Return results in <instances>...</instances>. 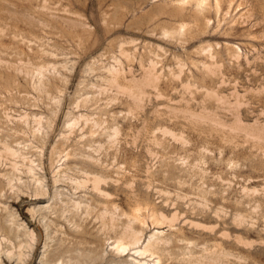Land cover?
<instances>
[{"label": "rangeland", "instance_id": "1", "mask_svg": "<svg viewBox=\"0 0 264 264\" xmlns=\"http://www.w3.org/2000/svg\"><path fill=\"white\" fill-rule=\"evenodd\" d=\"M180 1L0 0V142L14 149L25 148V158L38 166L35 173L50 195L46 199L33 196L35 185L25 169L28 159L20 166L23 184L18 186L26 193L14 188L12 194L0 184V222L7 221V226L15 228L10 225L11 212L13 221L21 225L19 233L34 229L38 234L33 249H24V264H54L46 263L48 257L66 248L63 256H94L97 264L130 262V257L111 256L110 245L120 231L119 222L116 230L105 228L109 223L102 226L93 212L84 222L77 218L72 221L70 233L63 218L54 222L55 226L50 223L58 212L56 200L51 199L55 190L76 201L82 198L87 204L113 202L126 213L138 198L139 209L144 210L138 214L145 226H134L142 230L143 240L158 231L165 236L177 235L182 241L171 242L168 251L180 264H188L181 261L187 256L183 248L187 241L199 244L197 251L206 244H216L209 231L190 227L191 221L214 227V231L227 221L226 227L219 229L217 241L226 231L228 240L238 245L234 238L240 235L250 247L239 244L238 249L231 250L233 255L244 258L242 264H264V0H218L216 11V0H206V9L199 14L194 0H188L185 6H180ZM183 24V32L172 34ZM150 61H156L152 71L156 74L151 75L153 79H142V69L148 68ZM40 67L45 70L42 78L37 75L41 71H35ZM107 67L122 72L117 79L119 88L104 78L108 77ZM135 85L143 89L141 92L138 88L140 95L135 94ZM129 86L133 94L126 89ZM83 116L88 124L79 118ZM39 120L41 125L36 124ZM73 121L76 125L70 128ZM110 135L114 142L108 139ZM3 154L0 147V171L8 173L14 159L5 155L6 160ZM83 167L96 170V175L105 180L100 187L110 198L93 191L90 182L78 190L68 182V187L52 184L54 172L60 168V174L68 173L77 181L85 179L79 171ZM49 206L51 211L47 210ZM235 208L244 216V223L237 229L232 219ZM30 209L35 210L34 219L26 211ZM150 209L162 211L168 218L176 211L180 219L176 216L172 228L167 224L157 227L152 224ZM215 209L220 210L217 217L222 220L212 212ZM45 215L47 221L42 219ZM45 224L51 226L47 230L50 238ZM81 231L86 241L79 245L76 236ZM20 239L26 241L27 237ZM5 255L1 254L3 264L17 263ZM234 256L231 262L237 260H231ZM162 264L176 263L163 260Z\"/></svg>", "mask_w": 264, "mask_h": 264}, {"label": "bare ground", "instance_id": "2", "mask_svg": "<svg viewBox=\"0 0 264 264\" xmlns=\"http://www.w3.org/2000/svg\"><path fill=\"white\" fill-rule=\"evenodd\" d=\"M2 1V0H1ZM188 0H181L180 2V6L182 5V4H184V6H185V3L187 4V3H189V1L187 2ZM195 2H196V6H197V9L195 10V12H198V13H196V14H199V13H201L204 9H206V7H205V5L207 4V2H206V0H194ZM215 1V0H214ZM178 2V1H177ZM191 2V1H190ZM228 4H230V3H228ZM166 6V5H165ZM179 6V7H180ZM183 6V5H182ZM207 6V5H206ZM215 6H216V8L214 9L215 11H216V9L217 10H219V2H218V0H216L215 1ZM230 7V6H229ZM162 8V7H161ZM9 10V9H8ZM183 11V10H182ZM14 12V11H13ZM194 12V11H193ZM194 12V13H195ZM19 13V12H18ZM182 13H184V12H182ZM181 13V14H182ZM23 14V13H22ZM14 15V14H13ZM226 15V14H225ZM18 16V15H17ZM23 16H26V15H23ZM201 16V15H200ZM22 17V16H21ZM195 17H197V16H195ZM11 18V17H10ZM23 18V17H22ZM32 18V17H31ZM31 20V19H30ZM33 20V19H32ZM27 22V21H26ZM29 22H31V21H29ZM208 22V21H207ZM19 23V22H18ZM33 23V22H32ZM71 23V22H70ZM75 23V22H74ZM39 24V23H38ZM72 24V23H71ZM75 26V25H74ZM178 26V25H177ZM192 26H194V25H192ZM78 27V26H77ZM7 28V27H6ZM203 28V27H202ZM176 30V29H175ZM183 30H184V24L183 25H179V30H176V33L175 32H172V34L174 33V34H177V32L179 31L180 33L181 32H183ZM1 31V30H0ZM163 31H164V29H163ZM174 31V30H173ZM216 31V30H215ZM2 32V31H1ZM167 31H165L164 33H166ZM163 33V35H167V34H164ZM179 33V34H180ZM187 33V32H186ZM2 34V33H1ZM171 34V32H169V34L168 35H170ZM171 34V35H172ZM178 34V35H179ZM183 34V33H182ZM167 35V36H168ZM165 37V36H164ZM16 39V38H15ZM20 39V38H19ZM35 39V38H34ZM13 40H14V38H13ZM123 43V42H122ZM29 50V49H28ZM123 51V50H122ZM237 51V50H236ZM235 51V52H236ZM13 52V51H12ZM126 52V51H125ZM124 52V53H125ZM122 54H123V52H121ZM210 53V52H209ZM127 54V53H126ZM200 54V53H199ZM46 55V54H45ZM122 56V55H121ZM233 56V55H232ZM21 57V56H20ZM126 58H127V56H125ZM124 57V58H125ZM211 58V57H210ZM230 58H231V56H230ZM234 58H237V56L236 57H234ZM128 59H130V58H128ZM127 59V60H128ZM213 59V58H212ZM126 60V59H125ZM149 60V59H148ZM236 60V59H235ZM129 61V60H128ZM115 62V61H114ZM6 63V62H5ZM131 63H132V61H131ZM180 63V62H179ZM20 64V63H19ZM29 64V63H28ZM117 64V63H116ZM149 65H148V68H146V69H142V70H145V73H144V76H143V78L142 79H153L152 78V76H154L153 74H156V73H152V71L154 72V68H155V66H156V61H155V63L153 62V61H150L149 63H148ZM5 65V64H4ZM21 65V64H20ZM27 65V64H26ZM119 65V64H118ZM143 65V64H142ZM192 65V64H191ZM182 66V65H181ZM43 67V66H42ZM42 67H40V68H38L37 70H35L36 72H38V71H41V73H38L37 75H41V78L43 77V75H44V73H42V72H44L45 70H44V68H42ZM122 67V66H121ZM140 67H142L141 65H140ZM139 67V68H140ZM144 67V66H143ZM32 68V67H31ZM108 69L106 70V73H107V75H108V77H104L105 79H109V83H114V86H120L119 84H117V79H119V76L121 75L120 73H122L121 71H119L118 69H116V68H114V67H107ZM182 68V67H181ZM42 69V70H41ZM46 69V68H45ZM179 69H180V67H179ZM16 70V69H15ZM120 70H122V69H120ZM124 70V69H123ZM122 70V71H123ZM129 70V69H128ZM167 70H169L170 71V69H167ZM105 71V70H104ZM129 72V71H128ZM171 72V71H170ZM180 72V71H179ZM19 73V72H18ZM43 74V75H42ZM125 74V73H124ZM175 74V73H174ZM36 74H35V76H37ZM152 75V76H151ZM173 75V74H172ZM179 75V74H178ZM45 76V75H44ZM125 76V75H124ZM38 77H40V76H38ZM160 77V76H159ZM169 77V76H168ZM180 77V76H179ZM37 78V77H36ZM155 78H157L156 76H155ZM177 78V77H176ZM158 79V78H157ZM174 79V78H173ZM172 79V80H173ZM120 80V79H119ZM125 80V79H124ZM145 80H143L144 82H145ZM178 80V79H177ZM41 81V79H39V82ZM128 81V80H127ZM133 81V80H132ZM136 81V80H135ZM154 81H156V80H154ZM175 81V80H174ZM38 82V83H39ZM108 82V81H107ZM136 83V82H135ZM147 83H149L148 81H147ZM150 83H152V81H150ZM160 83V82H159ZM40 84H42V82L40 83ZM144 84V83H143ZM142 84V85H143ZM146 84V83H145ZM144 84V85H145ZM187 84H188V82H187ZM110 85V84H109ZM113 85V84H112ZM149 85V84H148ZM181 85V84H180ZM43 86V85H42ZM41 86V87H42ZM141 86V85H140ZM126 87V86H125ZM131 87L132 86H129V87H127L126 89H128V90H132L131 89ZM151 87V86H150ZM158 87V86H157ZM157 87H156V89H157ZM36 88H38V87H36ZM116 88V87H115ZM119 88V87H118ZM122 90H124L123 89V87H120ZM137 88V91H136V93L135 94H139L140 95V93L142 92V90H140V87H138V86H134L133 87V89H136ZM138 88H139V90L141 91L140 93H139V90H138ZM155 88V87H154ZM153 88V89H154ZM203 88V87H202ZM111 89H112V87H111ZM114 89V88H113ZM121 89H119V90H121ZM100 90V89H99ZM102 90V89H101ZM105 90V89H104ZM118 90V89H117ZM189 90V89H188ZM101 92V91H100ZM128 92V91H127ZM138 92V93H137ZM156 92V91H155ZM176 92V91H175ZM129 93V92H128ZM131 93H132V91H131ZM150 93V92H149ZM9 94V93H8ZM100 94V93H99ZM116 94V93H115ZM123 94H125L124 93V91H123ZM133 94V93H132ZM132 94H130L131 95V97H134V95H132ZM143 94V93H142ZM214 94V93H213ZM127 95V94H126ZM139 95H137V99H138V96ZM121 96V95H120ZM124 96V95H123ZM136 96V95H135ZM214 96V95H213ZM118 97V96H117ZM141 97V96H140ZM157 97V96H156ZM206 97V96H205ZM215 97V96H214ZM88 98V97H87ZM90 98V97H89ZM136 98V97H135ZM134 98V99H135ZM142 98V97H141ZM144 98V97H143ZM159 98V97H158ZM168 98V97H167ZM134 99H131V100H134ZM86 100V99H85ZM117 100V99H116ZM141 100V99H140ZM143 100V99H142ZM150 100V99H149ZM87 101V100H86ZM218 102H219V100H217ZM133 102V101H132ZM85 105V104H84ZM129 106V105H128ZM185 108V107H184ZM138 110V109H137ZM172 111V110H171ZM185 111V110H184ZM173 112V111H172ZM9 113V112H8ZM130 113V112H129ZM177 113V112H176ZM180 113H181V111H180ZM160 115V114H159ZM181 115V114H180ZM7 116V115H6ZM210 116V115H209ZM26 117V116H25ZM28 117V116H27ZM27 117H26V119H27ZM22 118H24V117H21V119ZM29 118V117H28ZM33 118V117H32ZM79 118H81L82 120L84 119V116H83V118L82 117H79ZM208 119H209V117H207ZM7 119V118H6ZM21 119H19L20 121H21ZM36 119V118H35ZM34 119V120H35ZM86 119V118H85ZM84 119V120H85ZM91 119V118H90ZM162 119V118H161ZM175 119V118H174ZM211 119V118H210ZM217 119V118H216ZM23 120V119H22ZM37 120V119H36ZM87 120V119H86ZM86 120L84 121V123H87L86 122ZM93 120V119H92ZM154 120V119H153ZM8 121H9V119H8ZM183 121V120H182ZM211 121V120H210ZM25 122V121H24ZM27 122V121H26ZM25 122V123H26ZM38 123H36V124H39V125H41L40 124V120L39 121H37ZM185 122V121H184ZM190 122V121H189ZM192 122V121H191ZM190 122V123H191ZM219 122V121H218ZM10 123V122H9ZM92 123V122H91ZM171 123V122H170ZM217 123V122H216ZM221 123V122H220ZM35 124V125H36ZM80 124V123H79ZM88 124V123H87ZM94 124H95V122H94ZM198 124V123H197ZM222 124V123H221ZM27 125V124H26ZM74 125H76V121L74 122H72L70 125H69V127L70 128H73V127H75ZM96 125V124H95ZM102 125V124H101ZM37 126V125H36ZM68 126V125H67ZM90 126H91V124H90ZM68 127V128H69ZM158 127V126H157ZM40 128V126H38V129ZM98 128H99V126H98ZM142 128V127H141ZM35 130H37V127H36V129H34V131ZM41 130V129H40ZM39 130V131H40ZM83 130V129H82ZM94 130V129H93ZM117 130V129H116ZM116 130L114 131L115 133H118V132H116ZM164 130V129H163ZM163 130H161V131H163ZM33 131V130H32ZM39 131H37V132H39ZM113 131V130H112ZM37 132H36V134H37ZM157 132V131H156ZM163 132H167V131H163ZM23 133V132H22ZM35 133V132H34ZM115 133H114V135H115ZM147 133V132H146ZM171 133V132H170ZM170 133H168L169 135H170ZM16 134V133H15ZM166 134V133H165ZM172 134H174V133H171V135ZM21 135V134H20ZM163 135H164V133H163ZM168 135V136H169ZM96 136V135H95ZM116 137L118 136V135H115ZM180 136V135H179ZM111 137H114V136H109L108 137V139H110ZM164 137V136H163ZM180 138V137H179ZM113 139V138H112ZM112 139H110V140H112ZM154 139V138H153ZM178 139V138H177ZM162 140V139H161ZM113 142H114V140H112ZM112 141H110V142H112ZM152 141V140H151ZM150 141V142H151ZM173 141H174V139H173ZM183 141V140H182ZM112 142V143H113ZM184 142V141H183ZM0 143H2V146H1V144H0V147H2V152L4 153L3 155H4V157H5V159L6 158H8V157H11V158H13L14 159V161H12L13 163H9V164H11L12 165V168H11V171L10 172H8V173H1V171H0V178H2V179H0V184L2 183V184H5V186L6 187H8L11 191L10 192H12V190L14 189V188H17V190L18 191H20L21 193H24L26 190L25 189H23V190H25L24 192H23V190H21L20 189V187H18L19 186V184H23V183H21V180H22V177H20L22 174L21 173H23L22 171H21V167L20 166H22L23 167V163L28 159H26L25 158V154L23 153V150L25 149V148H17V149H14V148H12V147H10V146H8L9 144H5V142H4V144H3V142H0ZM112 143H110V144H112ZM179 143V142H178ZM90 145V144H89ZM114 145V144H113ZM163 146V145H162ZM65 147V146H64ZM98 147H100V149L102 148L101 146H99L98 145ZM114 147V146H113ZM150 149V148H149ZM148 149V150H149ZM59 151V150H58ZM95 151H99L98 149H96ZM109 151V150H108ZM204 151V150H203ZM153 152V151H152ZM51 153V152H50ZM95 153V152H94ZM150 153V152H149ZM148 153V154H149ZM54 154V153H53ZM67 154L68 153H66V156H67ZM151 154V153H150ZM8 156V157H6V156ZM61 155H62V153H61ZM118 155V154H117ZM153 155V154H152ZM51 156V155H50ZM59 156V155H58ZM70 156V155H69ZM74 156V155H73ZM1 157H3V156H1ZM54 157V156H53ZM10 158V159H11ZM77 158V157H76ZM2 159V158H1ZM57 159V158H56ZM66 159V158H65ZM91 159V158H90ZM99 159V158H98ZM97 159V160H98ZM115 159V158H114ZM6 160H8V159H6ZM17 160H19V162L21 163V164H19L18 163V161ZM49 161H50V159H49ZM52 161V160H51ZM76 161V160H75ZM91 161V160H90ZM5 162V161H4ZM9 162V161H8ZM26 162H28V165L25 167V169H26V173L27 174H30V176L32 177L31 179V181H33L32 182V184H34L35 186V188H33L34 190L32 191V193H33V196L34 197H36V199L37 198H39L40 199V197L41 198H45L46 199V197H50V195H49V192H48V190H46L45 188H46V186H45V188L43 187L44 185H42L43 184V182H42V179L41 178H39V177H37V173H35V170H36V168L38 167V166H36V164L34 165L33 164V161H31V160H27ZM25 162V163H26ZM56 162V161H55ZM95 162V161H94ZM97 162V161H96ZM7 163V162H6ZM50 163H52V162H50ZM184 163V162H183ZM51 165V167H52V164H50ZM108 165V164H107ZM182 165V164H181ZM197 165V164H196ZM10 166V165H9ZM24 166H25V164H24ZM54 166V165H53ZM66 166V165H65ZM105 166V165H104ZM112 166V165H111ZM110 166V167H111ZM184 166V165H183ZM199 166V165H198ZM60 167H61V165H60ZM63 167V166H62ZM7 168V167H6ZM9 168V167H8ZM49 168H50V166H49ZM67 168V167H66ZM65 168V169H66ZM69 168V167H68ZM121 168V167H120ZM61 169V168H60ZM60 169H58V170H56L55 172H54V178H52L53 179V182H52V184L54 185V186H57L58 184H66L67 182L69 183V187L72 185V184H74L73 186H74V189L75 190H78V189H82V188H86V184L88 183V182H90L91 183V188H92V190L93 191H96V193H98V194H100L101 196H102V198H107L108 199V195H109V198L111 197L110 196V194H106V193H103V191L101 190V187H100V184L103 182L104 183V181L102 180V178L100 177V175L99 176H97L96 174H97V172H96V170H94V172L93 171H91V170H89V169H86V168H82L81 170H79L80 172H82L83 173V177H84V175H85V179H83V180H81V181H77L76 179H72L70 176H68L66 173L65 174H60L61 173V171L63 170H61L60 171ZM64 169V170H65ZM122 169V168H121ZM193 169V168H192ZM119 170V169H118ZM201 170V169H200ZM122 171V170H121ZM66 172H67V170H66ZM149 172V171H148ZM201 172V171H200ZM17 173H18V175H17ZM126 173V172H125ZM206 173V172H205ZM20 174V175H19ZM53 175V174H52ZM188 175V174H187ZM206 175V174H205ZM89 176H91V177H89ZM106 176V175H105ZM115 176V175H114ZM203 176V175H202ZM74 178V177H73ZM134 178V177H133ZM105 179V178H104ZM80 180V179H79ZM132 180V179H131ZM17 182V183H16ZM66 182V183H65ZM117 181H115L114 183H116ZM178 182V181H177ZM67 183V184H68ZM102 183V184H103ZM198 183V182H197ZM18 184V185H17ZM66 184V185H67ZM71 184V185H70ZM119 184V183H118ZM149 184V183H148ZM184 184V183H183ZM25 185H26V183H25ZM65 185V186H66ZM151 185V184H150ZM24 186V185H23ZM26 186H28V185H26ZM30 186V185H29ZM132 186H133V184H132ZM4 187V186H3ZM67 187H68V185H67ZM124 187V186H123ZM128 187H129V185H128ZM180 187V186H179ZM204 187V186H203ZM2 188V187H1ZM7 188V189H8ZM72 188V187H71ZM70 188V189H71ZM133 188V187H132ZM198 188V187H197ZM26 189H27V187H26ZM29 189V188H28ZM28 189H27V191H28ZM48 189V188H47ZM55 189V188H54ZM67 189V188H66ZM129 189H130V187H129ZM211 189H212V187H211ZM242 189V188H241ZM254 189V188H253ZM2 190V189H1ZM16 190V192L18 193V191ZM73 190V189H72ZM71 190V191H72ZM209 190H210V188H209ZM243 190V189H242ZM15 191V190H14ZM30 191V190H29ZM67 191H69V190H67ZM67 191H66V193H67ZM244 191H246V189L244 190ZM5 192V191H4ZM31 192V191H30ZM65 192V191H64ZM158 192V191H157ZM160 192H161V190H160ZM159 192V193H160ZM178 192V191H177ZM250 192V191H249ZM0 193H1V191H0ZM15 193V192H14ZM16 193V194H17ZM26 193V192H25ZM162 193V192H161ZM203 193H205V192H203ZM248 192H246V194H247ZM252 193V192H251ZM12 194H13V192H12ZM15 194V195H16ZM163 194V193H162ZM166 194V193H165ZM169 194V193H168ZM182 194V193H181ZM253 194H254V190H253ZM21 195V194H20ZM24 195V194H23ZM29 195H30V193H29ZM100 195H99V197H100ZM177 195V194H176ZM222 195V194H221ZM245 195V194H244ZM256 195V194H255ZM2 196V194L0 195V197ZM6 196V195H5ZM13 196V195H12ZM25 196V195H24ZM28 196V195H27ZM32 196V195H31ZM72 196H74V195H72ZM179 196V195H178ZM246 196V195H245ZM14 197H18V195L17 196H14ZM13 197V198H14ZM218 197V196H217ZM2 198V197H1ZM178 198V197H177ZM180 198V197H179ZM178 198V199H179ZM196 198V197H195ZM202 198H204V197H202ZM51 199H54V200H56L55 201V204H54V206H55V208H57L56 206L58 205V212H54V214H56L55 215V219H54V221H51L50 223H54V222H57V221H59L61 218H63L64 220H65V222L67 223V225H68V232L70 233L71 232V227H72V221L74 222L75 221V219L77 218L78 220H83V222H84V220L86 219V217H90L92 214H93V212H95L94 214V219H98V220H100V222H102L101 224H102V226H104L105 227V225H107L106 223H109V225H111V228H110V226L108 225V226H106L105 228H107V227H109V229H111V230H114L113 229V227L115 228L116 226H117V223L119 222V224L120 225H118V226H120L118 229L120 230H118L117 229V231H119L118 233H117V235H116V237H115V239H114V241L112 242V244L110 245V246H112V248H111V250L113 251L112 252V258H113V256L115 257V259H121V258H125V257H130L129 259H130V262L129 263H127L128 261H126L125 263H127V264H162V261L163 260H166V261H174L176 264H180V260L178 259V257L177 256H175L173 253H170V251H168V247H169V245H171L170 243L171 242H175V243H178V242H180V241H182V240H180L179 238H178V236L177 235H169V236H165V235H163V232H161V231H158V232H154V233H152L151 235H149V237L148 238H146L145 240H143V233H142V230H139L137 227H135L134 225L135 224H137V225H141V226H145V222H144V220L141 218V215H139L138 213H140L139 212V210L141 209V207H140V209H139V206H140V202H138V198L137 199H135L134 198V202L130 205V206H132V207H130L131 208V210H130V212H128V213H126V212H124V211H122V210H119L120 208H118V206L117 205H115L113 202H111L109 205H108V202H106L105 201V203H99V202H96V201H94L93 203H91V204H87V203H84L83 201H85V200H83V201H81L82 200V198H81V200H78V201H76V200H74L70 195H68V194H64L63 193V191L61 192V191H57V190H55V192L53 193V195H52V197H51ZM80 199V198H79ZM180 199H182V198H180ZM183 199H184V197H183ZM18 200V199H17ZM21 200V199H20ZM54 200H53V202H54ZM129 200H131V199H129ZM40 201V200H39ZM167 201V200H166ZM204 201V200H203ZM16 202H20V201H16ZM15 202V203H16ZM49 202H50V200H49ZM193 202V201H192ZM196 202V201H195ZM239 202H240V200H239ZM13 203V202H12ZM22 203V202H21ZM167 203V202H166ZM207 203V202H206ZM17 204V203H16ZM117 204V203H116ZM148 204V203H147ZM195 204V203H194ZM198 204V203H197ZM197 204H196V206H197ZM205 204V203H204ZM146 205V204H145ZM200 205V207L202 206L201 205V203L200 204H198V206ZM206 205V204H205ZM149 206V205H148ZM148 206H147V208H148ZM204 206V205H203ZM19 207V206H18ZM46 207V206H45ZM48 207V206H47ZM205 207V206H204ZM204 207H201V208H204ZM215 207V206H214ZM4 208V207H3ZM54 208V209H55ZM151 208V207H150ZM152 208H153V206H152ZM200 208V209H201ZM33 209V208H32ZM42 209H44V208H42ZM52 209V211H53V207L51 208ZM56 209V210H57ZM196 209V208H195ZM199 209V210H200ZM205 209H207L206 207H205ZM219 209H221V208H219ZM254 209V208H253ZM252 209V210H253ZM2 210V209H1ZM4 212H6L7 211V209H5L4 208ZM45 210V209H44ZM47 210H50V206H49V209H47ZM163 210V209H162ZM192 210L194 211V208H192ZM202 210V209H201ZM213 210H214V208H213ZM224 210V209H223ZM235 210V212L233 213L234 215H233V225H235L236 227V229H237V227H241L242 226V224L244 223V216L240 213L242 210L241 209H239V208H235L234 209ZM256 210H257V208H256ZM26 211H29L30 213H31V219L33 218L34 219V215H35V210L33 211V210H26ZM41 211H43V210H41ZM40 211V212H41ZM46 211V210H45ZM51 211V210H50ZM140 211H144V210H140ZM147 211V210H146ZM204 211V210H203ZM208 211V210H207ZM206 210H205V212H207ZM220 210H216L215 209V211H212L213 213H214V215H216V218H218L217 216H219V212ZM222 211V210H221ZM9 212V211H8ZM8 212H7V214H8ZM29 213V214H30ZM48 213V212H47ZM53 213V212H52ZM193 213V212H192ZM199 213V212H198ZM202 213V212H201ZM201 213H199V214H201ZM217 213H218V215H217ZM251 213V212H250ZM39 214V213H38ZM177 212L175 211V214H173L170 218H168L167 216H165L164 215V213L162 212V211H158V210H156V209H150L149 210V215L151 216V220H152V224L153 225H156L157 227H162L164 224H167L168 226H169V228H172L173 227V223L174 222H176V221H174V220H178V219H180L177 215ZM9 215V217H10V222H11V224L10 225H13L15 228H11L10 226H7L5 223L7 222V221H5V223H3V222H0V264H3L2 263V261H1V254L3 255V254H6L5 256L8 258V260L10 259V260H12V259H16V261H17V263L16 264H24L25 262H24V258H25V250L24 249H27V252H28V249L32 246V244H33V242L34 241H38V234L35 232V230L33 229V230H25V232L23 233V234H21V233H19L20 231H19V228L21 227V225H19V224H17V222H15V221H13V219L15 218V217H13V213H9L8 214ZM15 215V214H14ZM26 215V214H25ZM37 215V214H36ZM180 215V214H179ZM194 215V214H193ZM210 215V214H209ZM214 215H213V217H214ZM3 216V215H2ZM82 216H84V219H82L83 217ZM109 217L108 219H106V217ZM178 217V219H176L177 217ZM202 216H203V214H202ZM224 216H225V214H224ZM8 217V216H7ZM36 217H38V216H36ZM39 217H40V215H39ZM53 217V216H52ZM5 218V217H4ZM42 218V217H41ZM46 218H49V217H46V215L45 216H43V218L42 219H46ZM222 218V217H221ZM31 219H29V220H31ZM40 219V218H39ZM51 219V218H50ZM220 219V217L218 218V220ZM224 219V218H223ZM250 219V218H249ZM8 220V221H9ZM62 220V219H61ZM60 220V221H61ZM105 220L107 221V222H105ZM217 220V219H216ZM220 220H222V219H220ZM219 220V221H220ZM32 221V220H31ZM38 221V220H37ZM46 221H47V219H46ZM49 221V220H48ZM63 221V220H62ZM80 221H78L79 222V224H80ZM88 221V220H87ZM117 221V222H116ZM188 221V220H187ZM77 222V221H76ZM115 222V223H114ZM185 222H186V220H185ZM190 222V221H189ZM221 223V222H220ZM227 221H222V223L220 224V227H219V229H224L226 226L225 225H227ZM41 224H43V223H41ZM59 224V223H58ZM74 224V223H73ZM9 225V224H8ZM49 224H45V227H46V229H45V233H46V236H49L48 235V232H47V230H48V227L50 226H48ZM66 225V226H67ZM71 225V226H70ZM151 225V224H150ZM175 225V224H174ZM12 226V227H13ZM54 226H55V223H54ZM53 226V227H54ZM57 226V225H56ZM59 226V225H58ZM74 226V225H73ZM78 226H80V225H78L77 224V228H78ZM166 226V225H165ZM189 226L190 227H192L193 229L195 228V229H200V230H207L206 232H208V233H210L211 234V240H213V242H215L216 244H213V245H210V247H207L206 245H205V243L203 242V244H202V246L203 245H205V246H203V248L201 249V247H200V250L199 251H197V247H198V245L199 244H197V243H195V244H193L192 242H190V241H187L186 242V244L184 245V249L186 250V252H184V253H186L187 254V256L185 257V259L184 258H181L182 260L181 261H183V260H186L185 262L186 263H188V264H235V262H237V260L238 261H240L241 262V264H242V260H244V258H242L241 256H236L235 254V256L233 255V253H232V249H234V250H236V249H238V245L240 244V246L242 245V247L243 248H245V247H247L248 248V245H249V247H250V243L248 244L244 239H243V237H240V235H237V236H235V240L234 241H236L235 243H238V245H235L234 244V242L233 241H230V240H228L230 237H228L227 236V234L224 232V233H222V238H221V236H220V240L219 241H217V237H216V235H217V233L219 232V229L218 230H216V231H214V227H207V226H204L203 224H201V223H198V222H190V224H189ZM44 227V226H43ZM62 227V226H61ZM76 227V226H75ZM74 227V228H75ZM152 227V226H151ZM23 228V227H22ZM27 228V227H26ZM25 227H24V229H26ZM50 228H51V226H50ZM55 228H57V227H55ZM54 228V229H55ZM77 228H75V229H77ZM105 228H104V230H105ZM117 228V227H116ZM116 228H115V230H116ZM251 228V227H250ZM23 229V230H24ZM66 229V228H65ZM80 229V228H79ZM216 229V228H215ZM231 229H233V228H231ZM245 229H247V227L245 228ZM22 230V229H21ZM44 230V229H43ZM56 230V229H55ZM57 230H59V228H57ZM173 230V229H172ZM199 230V231H200ZM242 230V229H241ZM244 230V229H243ZM49 231V230H48ZM60 231H61V228H60ZM64 231V230H63ZM67 231V230H66ZM116 231V232H117ZM204 231V232H205ZM40 232V231H39ZM56 232H58V231H56ZM114 233H115V231H113ZM242 232V231H241ZM45 233H44V235H45ZM53 233V232H52ZM62 233V232H61ZM65 233V232H64ZM64 233H63V235H64ZM68 233V234H69ZM55 234V233H54ZM60 234V233H59ZM79 235L78 236H76V237H78L80 240H79V245L81 244H83L86 240V238H85V234H84V232L83 231H81V232H79L78 233ZM116 234V233H115ZM114 234V235H115ZM236 234H238V233H236ZM242 234H243V232H242ZM71 235V234H70ZM74 235H75V233H74ZM77 235V234H76ZM221 235V234H220ZM21 236H25V237H27V240L26 241H24V240H22V239H20V237ZM45 236V237H46ZM64 237H65V235H64ZM73 237V236H72ZM49 238H50V236H49ZM48 237H47V239H49ZM223 238H225V239H223ZM24 239V238H23ZM69 239V238H68ZM63 240H65V238L63 239ZM62 240V241H63ZM71 240V239H70ZM73 240V239H72ZM233 240V239H232ZM16 241V242H15ZM67 241V240H66ZM76 241V240H75ZM249 241V240H248ZM74 242V241H73ZM77 242V241H76ZM63 243H64V241H63ZM75 243V242H74ZM46 244V243H45ZM44 244V245H45ZM184 244V243H183ZM7 245H10V247L12 248V250H15L14 252L10 249V248H8V246ZM48 245V244H47ZM46 245V246H47ZM60 246H62V245H60ZM86 246H87V244H86ZM48 247V246H47ZM62 247H64V245L62 246ZM75 247V246H74ZM73 247V248H74ZM32 248V247H31ZM59 248V247H58ZM78 248H80L79 246H78ZM81 248H83L84 249V247L82 246ZM80 248V249H81ZM182 248V249H183ZM33 249V248H32ZM82 249V250H83ZM170 249V248H169ZM241 249V248H240ZM56 250V249H55ZM60 250V249H59ZM86 250V249H85ZM179 250H181V249H179ZM241 250H243V249H241ZM91 251V250H90ZM90 251H88V252H90ZM182 251V250H181ZM26 252V253H27ZM65 252H68V250H67V248L65 249V250H62V252H60V253H56V255L54 254V255H49L50 257H48V258H50V260L49 261H47L46 263H51V262H55L54 264H56V263H58L59 261H61L60 262V264H97V260H96V257H94V256H85V255H83V254H81V255H79V254H75V255H73V256H71L70 255V257L69 256H63L64 255V253ZM183 252V251H182ZM51 253V252H50ZM241 255V254H240ZM101 256V255H100ZM184 256V255H183ZM236 257V258H231V260H233V259H237L235 262H231L230 261V257ZM4 257V256H3ZM5 257V258H6ZM64 257H68L69 259H68V261H64L63 260V258ZM12 258V259H11ZM103 258V257H102ZM111 258V259H112ZM26 259V258H25ZM100 259H101V257H100ZM99 259V260H100ZM242 259V260H241ZM128 260V259H127ZM245 260H246V258H245ZM113 261V260H112ZM118 261H120V260H118ZM234 261V260H233ZM69 262V263H68ZM184 262V263H185ZM240 262H237V263H240ZM245 262L246 261H243V264H245ZM102 263V262H101ZM183 263V262H182ZM99 264V263H98Z\"/></svg>", "mask_w": 264, "mask_h": 264}]
</instances>
